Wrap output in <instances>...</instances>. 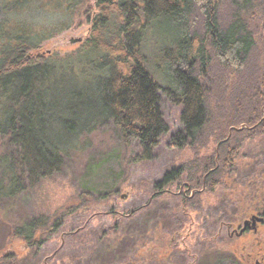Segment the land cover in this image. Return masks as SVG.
<instances>
[{"label": "trees", "instance_id": "obj_1", "mask_svg": "<svg viewBox=\"0 0 264 264\" xmlns=\"http://www.w3.org/2000/svg\"><path fill=\"white\" fill-rule=\"evenodd\" d=\"M39 2L61 6L69 24L71 19L88 16L85 57L95 75L89 87L96 90L103 110L99 121L111 122L126 146H137L139 154L133 162L151 160L170 132L162 111L164 96L182 108L185 130L172 137L173 148L181 149L196 146L205 135L211 112L209 85H215L209 77L226 86L225 93L216 89L215 96L222 95L223 116L216 136L221 143L218 156L214 153L207 166L205 182L213 191L218 186L232 189L226 178L235 174L232 185L239 189L256 186L260 205L255 207L263 204L264 168L259 170L260 181H251L240 164L246 159L249 165L258 160L256 166H264V0H0V142L9 145L0 160V200L17 199L35 190L60 174L64 163L65 144H55L53 136L64 131L62 119L70 112L71 58L47 60L34 52L68 27L39 23L38 13L28 15ZM164 26L171 43L157 52L153 37L156 29ZM247 69L256 70L252 79L246 75ZM216 71L227 73L217 76ZM58 75L63 82L59 81L56 90ZM239 127L241 131L236 130ZM255 141L263 146L259 153L243 154ZM198 173L197 168L188 174L183 167L172 169L155 184L161 194L149 205L117 215L112 227L103 230V221L95 223L98 215L85 228L81 225L87 221L86 214L115 211L122 183L117 190L105 192L78 186L75 204L39 215L26 225L18 224L19 220L12 223L10 243L7 250L0 251V264H39L53 237L72 227L74 220L82 222L80 228L65 237V245L50 259L51 264H61L68 247L75 264H85L95 255H108L105 264H139V260L153 264L158 259L152 246L157 233L178 260L179 254L185 255L178 246L190 221L188 214L197 213L199 222L203 221L196 231L200 233L207 229L206 222L218 216V208L207 204L205 209L199 194L194 200L182 193L173 196L172 205L161 198L166 187L184 177L197 189L202 184ZM220 209L225 213V207ZM225 224L230 221L223 215L216 226L218 232ZM16 241L22 251L14 248ZM205 246L199 244L202 250L198 256L206 251Z\"/></svg>", "mask_w": 264, "mask_h": 264}, {"label": "rangeland", "instance_id": "obj_2", "mask_svg": "<svg viewBox=\"0 0 264 264\" xmlns=\"http://www.w3.org/2000/svg\"><path fill=\"white\" fill-rule=\"evenodd\" d=\"M43 3H37L36 9H31L27 14L30 15L32 12L31 14L35 15L38 13L37 20L39 23L46 25L62 24V27H68L65 31L45 42L40 50L34 52L35 55L38 54L47 60L63 61L71 58L70 95L72 93L73 97L70 99V107H68L70 112L62 119L65 124L64 131L53 136L56 139L55 144L61 146L65 144L64 163L60 174L45 180L35 190H31L17 199L0 200V251L7 250L10 243L9 235L12 223L19 220L18 224L26 225L39 215L54 213L59 211L62 206L75 204L79 196L76 188L78 186L93 191L105 192L111 188L117 190L118 183L121 182L120 193L115 197L117 199L114 203V212L108 209L95 215L85 213L84 222L87 220L85 224L81 225L82 222H75L74 220L72 227L63 228L58 235L53 237L44 253V261L39 263L51 264L50 259L53 260L55 253L65 245V237L72 233L73 229L78 231L80 225L85 228L96 215L99 217L95 223L103 221L102 230L110 229L117 215L122 213L127 215V213L142 208L146 204L149 205L154 197L161 194L160 191L155 190V184L161 182L167 172L174 168L183 167L185 168V174H188V170L197 168L199 170L198 177L202 179V184L194 190L184 177L175 184L166 187L162 194L164 197L161 199H165L168 204L172 205V197L178 196L179 193L188 196L193 195V200L199 194V202L202 201L205 209L208 208H206L207 204L215 206V209L218 208V212H216L218 216H214L210 222H206L207 229L198 233L196 231H198L199 226L204 225L203 221L199 222L197 213L188 214L190 221L182 230L181 235L179 234L181 237L178 249L185 254H179V261L176 257H173V254H169L168 243L165 244L164 238L159 237L160 234L157 233L152 246L156 249L158 259L153 264H264V223L258 228L257 234L246 233V231L241 233L243 221L256 212H261L264 208L260 209L261 206L255 207L260 205V200H256L255 196L258 195V188L247 186L239 189L232 185L235 174L226 178L227 185L232 189L225 190L224 186H218L213 191L210 189L211 184L205 182L209 171L207 166L210 165L214 153L218 156L221 143L217 141L216 136L220 132L218 124L223 116V110H220L222 95L219 94L217 97L215 95L219 91L225 93L226 86L219 85L217 80L209 77L208 80L210 82L214 81L215 85H213V82L209 85L212 99L209 100L208 110L210 109L211 112L209 123L204 129L205 135L200 138L196 146L190 145L181 149L173 148L172 136L184 131V125L181 122L182 108L172 104L164 96L162 98V111L170 132L153 152L151 160L140 163L133 162L139 154L137 146L134 144L129 145V147L126 146L115 132V127L111 122L102 123L99 121L103 110L96 90L89 87L88 83L92 82L93 84L91 77L95 78V75L91 73L90 67L88 68L86 64L87 57H85V41L89 36L90 28L88 16L74 18V21L71 19L69 24L70 18L64 14L61 6H57L55 3L43 6ZM198 23L200 27L202 21ZM256 23L254 21L252 26L254 27ZM166 28L167 26L157 28L154 34V49L157 52L160 48L170 46L171 37L169 33H166ZM253 61L252 59V64ZM216 72H218L215 73L217 76H219L218 74L225 75L227 73V71ZM256 73V70L253 69L246 70V75L251 79ZM160 77L158 74L159 79ZM60 78L62 77L58 75L56 84L53 87L56 90L60 88V82H63ZM218 87L220 90L217 92ZM86 111L89 112V115L85 113ZM85 114L88 117H84ZM79 117L81 118L78 120ZM236 130L241 131L242 129L239 127ZM59 131H61L60 128ZM229 131L230 138L232 130ZM69 143L70 146H66ZM261 147L263 146L260 145V142L255 141L244 149L243 154L250 152L258 154ZM8 148L7 142H0V160ZM257 162L258 160L253 165H249L248 161L243 159L240 164L244 170L243 175H250L251 181H260L259 170L264 166H256ZM1 177L2 170L0 166V179ZM122 196L125 197L122 198ZM220 207H225L226 214L222 212ZM226 209H228L227 212ZM223 215L230 221V224H225L222 230L218 232L216 226ZM112 218L113 220H111ZM15 243L14 248L17 247L18 251H22V245L18 241ZM199 244L206 245V251H202V256H198V253L202 250ZM65 252H67V257L61 264H75L70 260V247ZM91 257L95 260L92 263ZM106 257L108 255L90 256L85 260V264H105ZM141 257L143 256L137 258L140 259ZM186 258H188V262L185 263ZM110 260L112 261L113 257ZM138 262H140L139 264H145L142 260ZM146 264H149V262L147 261Z\"/></svg>", "mask_w": 264, "mask_h": 264}, {"label": "flooded vegetation", "instance_id": "obj_3", "mask_svg": "<svg viewBox=\"0 0 264 264\" xmlns=\"http://www.w3.org/2000/svg\"><path fill=\"white\" fill-rule=\"evenodd\" d=\"M185 128V127H184ZM185 130V129H184ZM184 132V131H183ZM182 133V132H181ZM173 137V136H172ZM210 171H213V169H211ZM214 184L216 185L217 184V182L216 181H214ZM179 194H181V193H179ZM184 195H186V194H184ZM193 195H191L190 197H192ZM264 207V202H263V204L261 205V208L260 209H262ZM253 216H257V217H259V218H263L264 217V208H263V210L261 211V212H256L255 214H253L250 218H248V219H245L244 221H243V228H244V225H245V222L246 221H248V220H251L252 219V217ZM262 224L263 223H257L255 226H253L252 224H250L248 227H247V230H246V233H255V234H257V230H258V228L260 227V226H262Z\"/></svg>", "mask_w": 264, "mask_h": 264}, {"label": "water", "instance_id": "obj_4", "mask_svg": "<svg viewBox=\"0 0 264 264\" xmlns=\"http://www.w3.org/2000/svg\"><path fill=\"white\" fill-rule=\"evenodd\" d=\"M125 196H122V198H124ZM257 223H264V217L263 218H259L257 216H253L251 220H248V221L245 222L244 228L241 230V233L245 232L247 230V227L250 224L255 226Z\"/></svg>", "mask_w": 264, "mask_h": 264}]
</instances>
